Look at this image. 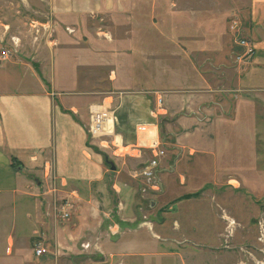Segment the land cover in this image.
<instances>
[{"label": "crops", "instance_id": "0c3cea01", "mask_svg": "<svg viewBox=\"0 0 264 264\" xmlns=\"http://www.w3.org/2000/svg\"><path fill=\"white\" fill-rule=\"evenodd\" d=\"M45 11L53 19L56 33L45 43L49 46L30 42L41 46L40 51L33 48L36 59L31 58L33 54L24 58L16 53L8 60L0 58V195H6L5 201L14 205L15 211H22L23 222L19 229L16 213L10 227L19 238L9 237L7 248L36 239L54 252L57 263L61 254H87L82 247L86 244L96 248L101 259L107 257L108 248H112L109 254L113 257L157 248L155 223L145 216L146 206L151 211L156 205L171 207L172 201L212 182L217 172L220 137L214 101L203 85L199 86L204 80L188 89H138L139 68L134 60L125 66V59L118 55L110 58L108 51L94 54L93 43L111 45L106 38L112 34L109 17L124 13L122 0H46ZM245 12L243 22L238 14L233 24L255 45V52L233 63L228 72L229 82L234 84L228 92L234 93L236 101H247L254 93L264 95V0H249ZM85 19L102 22L100 34H106L107 41L97 34L86 36L89 38L82 44L78 38L81 32L76 39L70 37L66 29L81 30ZM28 57L37 63H29ZM80 75L129 77L137 82H132V89L119 81L115 98L100 99L96 94L104 87L80 83ZM102 104L115 112V134L122 147L148 140L138 132L141 125H157L163 130L166 156L155 171L156 177L147 181L150 189L144 187L145 182L132 180L149 166L150 150L143 151L147 158L137 159L115 157L119 151L115 154L114 148L93 147L89 108ZM107 160L114 163L115 171ZM133 162L139 167H131ZM67 198L74 202V210L70 220L62 221L56 206ZM144 240L147 245H142ZM52 259L48 258L49 264H56Z\"/></svg>", "mask_w": 264, "mask_h": 264}, {"label": "rangeland", "instance_id": "374dc122", "mask_svg": "<svg viewBox=\"0 0 264 264\" xmlns=\"http://www.w3.org/2000/svg\"><path fill=\"white\" fill-rule=\"evenodd\" d=\"M248 1L122 0L124 13L109 17L112 34L106 38L111 45L106 46L104 41L93 43L94 54L108 51L110 58L118 55L125 59V66L134 60L139 68L140 83L135 85L138 89H188L204 80L199 86L203 85L208 98L214 101L220 137L217 172L212 182L172 201L171 207L156 205L151 211L146 206L145 216L155 223L157 248H140L141 254L114 257L109 254L112 248H108L103 260L96 248H88L87 254L76 257L59 255V263L52 250L45 257L35 256L36 239L7 248L9 237L19 238L10 223L17 213L20 229L22 211H15L14 205L5 201L6 195H0V264H49L48 258L56 264H264V95L254 93L247 101H236L234 93L228 92L234 88L228 72L245 51L238 45L245 36L239 27L232 29L233 22L238 14L243 22ZM45 5L46 0H0V52L16 50L18 57L33 54L31 58L36 59L33 48L37 45L30 42L49 46L45 43L56 33ZM85 20L79 31L66 29L70 37L81 32L78 38H82V44L97 34L107 41L106 34H100L102 22ZM46 22L51 25L45 26ZM34 59L29 63L35 64ZM77 79L80 83L102 85L103 92L96 94L101 99L115 98L119 81L125 88H135L132 82L136 78L80 75ZM187 79L190 83H186ZM236 116L246 122L235 123ZM159 129L162 138L164 132ZM93 142L95 149L103 150L98 142ZM143 157L147 158L146 152ZM130 166L139 167L135 162ZM132 180L145 182L144 187L150 189L146 179ZM62 200L56 206L59 219ZM142 245H147V241Z\"/></svg>", "mask_w": 264, "mask_h": 264}, {"label": "built area", "instance_id": "2783aa9c", "mask_svg": "<svg viewBox=\"0 0 264 264\" xmlns=\"http://www.w3.org/2000/svg\"><path fill=\"white\" fill-rule=\"evenodd\" d=\"M236 23L233 24L232 29H234ZM242 49H244V54L239 58V61H244L245 59L253 56L255 52V45L247 38L240 39L238 44ZM12 53H16V50H3L0 52V58L3 60H8L12 57ZM159 103L162 100L159 99ZM90 114V126H89V137L93 141L99 143L100 147L103 149H115L114 153L118 154L115 157H132L141 159L143 157V151L145 148L151 151L153 155L152 160L149 161V166L143 169L141 172L135 174L136 177H142L147 181L153 180L156 175V169L161 165L162 160L166 156L165 142L160 136V132L157 125H141L138 128V132L141 135L148 137V140L142 145L134 146L128 148L127 146L122 147L121 143L116 138V124L117 119L114 110H111L105 104L102 105H92L89 108ZM121 146V147H120ZM129 150V151H125ZM74 210V202L70 199L62 200L59 208V215L63 221H68L72 217V211ZM84 250H88L90 245H83ZM35 256L38 258L50 255L51 249L42 242H36Z\"/></svg>", "mask_w": 264, "mask_h": 264}, {"label": "water", "instance_id": "95a60500", "mask_svg": "<svg viewBox=\"0 0 264 264\" xmlns=\"http://www.w3.org/2000/svg\"><path fill=\"white\" fill-rule=\"evenodd\" d=\"M107 163L111 166V169L115 171L116 167L112 161L107 160Z\"/></svg>", "mask_w": 264, "mask_h": 264}, {"label": "bare ground", "instance_id": "6f19581e", "mask_svg": "<svg viewBox=\"0 0 264 264\" xmlns=\"http://www.w3.org/2000/svg\"><path fill=\"white\" fill-rule=\"evenodd\" d=\"M226 219H228V218H226ZM230 222H231V225H235V222H233L232 220H230Z\"/></svg>", "mask_w": 264, "mask_h": 264}]
</instances>
